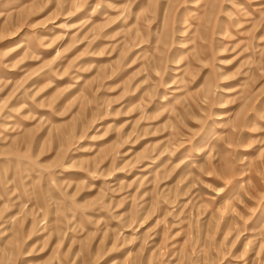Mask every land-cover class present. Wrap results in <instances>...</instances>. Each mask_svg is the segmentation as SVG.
Instances as JSON below:
<instances>
[{
    "label": "rangeland",
    "instance_id": "374dc122",
    "mask_svg": "<svg viewBox=\"0 0 264 264\" xmlns=\"http://www.w3.org/2000/svg\"><path fill=\"white\" fill-rule=\"evenodd\" d=\"M0 264H264V0H0Z\"/></svg>",
    "mask_w": 264,
    "mask_h": 264
}]
</instances>
